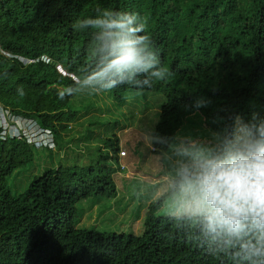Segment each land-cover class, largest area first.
Masks as SVG:
<instances>
[{
    "label": "trees",
    "instance_id": "1",
    "mask_svg": "<svg viewBox=\"0 0 264 264\" xmlns=\"http://www.w3.org/2000/svg\"><path fill=\"white\" fill-rule=\"evenodd\" d=\"M0 46L40 59L25 66L0 55V105L50 129L56 144L79 117L69 104L88 82L118 102L130 92L164 96L152 129L157 155L190 117L218 145L200 172H185L150 206L136 237L76 227L80 203L117 198L118 148L101 150L90 168L45 169L16 195L8 178L31 170L35 148L0 140V264H264V0H0ZM238 119L249 153L235 142ZM230 145L250 184L261 173L263 214L157 218L185 179L228 188L221 149Z\"/></svg>",
    "mask_w": 264,
    "mask_h": 264
},
{
    "label": "rangeland",
    "instance_id": "2",
    "mask_svg": "<svg viewBox=\"0 0 264 264\" xmlns=\"http://www.w3.org/2000/svg\"><path fill=\"white\" fill-rule=\"evenodd\" d=\"M163 101L162 94L130 92L125 101L118 102L110 91L83 82L69 104L79 111L71 129L58 140L55 150L35 149L31 170L9 177V187L16 195L24 193L45 169L59 165L90 168L101 150L112 155V150L118 148V161L111 158L117 198L98 197L80 203L76 227L142 237L150 206L166 196L174 180L185 177V172H200V161L210 158L218 148L211 140L216 139V134L204 133L207 128L203 123L199 125V118L190 117L170 151L162 156L155 154L152 131ZM234 138L242 151L249 153V135L240 119ZM221 151L231 175L228 188H221L218 181L210 184L185 179L180 192L167 200L157 218L212 217L231 212L262 214L257 201L262 195L257 187L261 173L257 169L255 183L250 184L247 170L231 145Z\"/></svg>",
    "mask_w": 264,
    "mask_h": 264
},
{
    "label": "built area",
    "instance_id": "3",
    "mask_svg": "<svg viewBox=\"0 0 264 264\" xmlns=\"http://www.w3.org/2000/svg\"><path fill=\"white\" fill-rule=\"evenodd\" d=\"M0 55L9 58H16L23 65L38 62L40 59H27L21 56L12 55L4 51L0 46ZM41 60L50 62L43 56ZM25 140L37 150H55L56 142L52 131L43 127L39 122L30 117L19 116L10 109L0 105V140Z\"/></svg>",
    "mask_w": 264,
    "mask_h": 264
},
{
    "label": "clouds",
    "instance_id": "4",
    "mask_svg": "<svg viewBox=\"0 0 264 264\" xmlns=\"http://www.w3.org/2000/svg\"><path fill=\"white\" fill-rule=\"evenodd\" d=\"M262 194V193H261ZM262 196V195H261ZM261 197H259V199L257 200L258 201V203H260V201H261V199H260ZM261 210V209H260ZM262 214H263V212H262ZM256 216V215H255Z\"/></svg>",
    "mask_w": 264,
    "mask_h": 264
}]
</instances>
